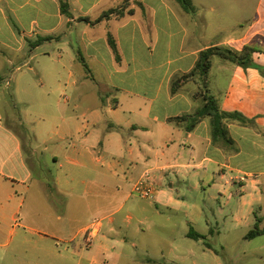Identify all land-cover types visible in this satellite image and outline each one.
<instances>
[{
    "label": "crops",
    "instance_id": "0c3cea01",
    "mask_svg": "<svg viewBox=\"0 0 264 264\" xmlns=\"http://www.w3.org/2000/svg\"><path fill=\"white\" fill-rule=\"evenodd\" d=\"M69 1L72 17L59 0H0V95L6 83L9 96L40 99L59 122L34 135L41 142H25L24 118L7 123L0 114V264H107L114 216L128 205L126 219L139 224L150 209L183 214L184 237L187 227L205 240L264 228V0H192L194 13L177 0H139L146 16L133 4L134 15L96 24L81 19L124 0ZM41 37L51 39L36 45ZM247 45L257 49L251 67L216 56L210 80L221 110L252 123L226 121L229 142L213 138L209 118L192 131L169 120L202 105L195 81L171 91L202 50ZM64 90L70 112L49 102ZM146 172L158 192L145 204L133 190ZM209 203L211 219L195 229Z\"/></svg>",
    "mask_w": 264,
    "mask_h": 264
},
{
    "label": "rangeland",
    "instance_id": "374dc122",
    "mask_svg": "<svg viewBox=\"0 0 264 264\" xmlns=\"http://www.w3.org/2000/svg\"><path fill=\"white\" fill-rule=\"evenodd\" d=\"M216 69L217 67L214 73ZM211 86V80H209V90L212 94ZM2 87L6 91L3 96L0 95V114L4 117V122L14 123V119L23 117L25 142H41L34 139V135H44L52 123L54 125L59 123L55 121L54 114L44 113L40 99L24 103L23 98L19 96L15 98L7 94L9 87L6 83L2 84ZM93 100L85 99L83 106H89ZM49 102L53 109L64 107L69 112L74 103L67 90L51 94ZM109 193L108 190L106 209L114 205L113 196ZM134 201L147 202L136 193H134ZM128 207L129 205L124 211L114 216V232L111 239L115 242L107 245L108 253H110L107 264H264V235L255 240H247L244 238L246 231L240 230L232 231L230 234L224 233L220 238L209 236L208 240H192L184 237V231L187 230L182 223L183 214H180V217L170 216L172 214L168 215L169 213L163 210L157 215L153 209H150L146 223L139 224L136 220L126 219L125 210ZM211 207L209 203L202 224L200 227H194L195 229L206 228L207 217L210 219L212 217ZM213 225L216 230V223L214 222ZM137 228L138 232H136ZM191 228L187 227L188 231ZM122 239L126 242H121ZM206 242L213 246L214 251L207 248Z\"/></svg>",
    "mask_w": 264,
    "mask_h": 264
},
{
    "label": "trees",
    "instance_id": "16d2710c",
    "mask_svg": "<svg viewBox=\"0 0 264 264\" xmlns=\"http://www.w3.org/2000/svg\"><path fill=\"white\" fill-rule=\"evenodd\" d=\"M60 8L62 14L67 17H72L71 13V5L69 0H59ZM177 2L181 5V7L187 13H194L195 6L193 5L192 0H177ZM138 5L146 16V8L139 0H124L122 4L118 6V8L110 9L104 12L99 18L96 20H90L89 18H83L82 21L90 22L91 24H96L104 20H108L112 17L122 18L126 14L134 15L135 9L132 8V5ZM51 37H41L39 38L35 44L38 45L41 42H45L50 40ZM109 45L115 55V58L118 62H121V55L117 45V42L113 35L109 33L108 35ZM257 51V49L252 45H247L243 48L241 52L234 51L228 48H223L219 46H214L202 50L199 53L198 60L194 66V68L188 72L184 73L172 81L171 91L172 94H175L180 90V88L189 81H195L199 84V89L195 94L196 99H200L202 101V105L195 111V113L190 115H184L181 117L170 118V121H174L177 123H186V130L192 131L203 119L209 118L212 126V135L213 138H225L227 141H231L228 137L226 131V121L228 120H237L242 123H252L245 116H243L239 112H224L221 110L217 99L213 94H211L209 90V80H210V71L212 69V61L214 57H220L225 60H229L238 66L243 68L251 67L253 63V54ZM84 62V61H83ZM87 74H90L89 67L85 64ZM1 80V79H0ZM188 237L196 240L206 239L205 235H202L192 228L188 232ZM264 235V228H261L258 224H256L246 235V239L252 240L258 236ZM206 246L211 248V244L206 242Z\"/></svg>",
    "mask_w": 264,
    "mask_h": 264
},
{
    "label": "built area",
    "instance_id": "2783aa9c",
    "mask_svg": "<svg viewBox=\"0 0 264 264\" xmlns=\"http://www.w3.org/2000/svg\"><path fill=\"white\" fill-rule=\"evenodd\" d=\"M134 193L141 198L154 200L158 192V185L150 172L143 174L134 185Z\"/></svg>",
    "mask_w": 264,
    "mask_h": 264
}]
</instances>
